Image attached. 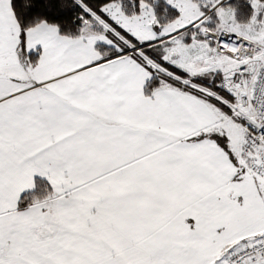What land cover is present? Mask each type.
Wrapping results in <instances>:
<instances>
[{"label": "snow or ice", "instance_id": "snow-or-ice-1", "mask_svg": "<svg viewBox=\"0 0 264 264\" xmlns=\"http://www.w3.org/2000/svg\"><path fill=\"white\" fill-rule=\"evenodd\" d=\"M0 264H264V0H0Z\"/></svg>", "mask_w": 264, "mask_h": 264}]
</instances>
